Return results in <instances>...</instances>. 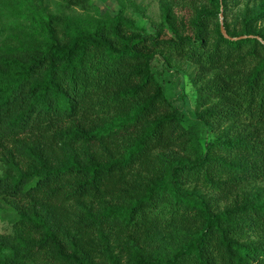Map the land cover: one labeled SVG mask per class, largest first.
<instances>
[{
    "label": "trees",
    "instance_id": "16d2710c",
    "mask_svg": "<svg viewBox=\"0 0 264 264\" xmlns=\"http://www.w3.org/2000/svg\"><path fill=\"white\" fill-rule=\"evenodd\" d=\"M89 1L0 0V208L17 215L0 264H264V0H188L187 23L160 0L155 34L77 14ZM172 60L197 69L189 124Z\"/></svg>",
    "mask_w": 264,
    "mask_h": 264
},
{
    "label": "rangeland",
    "instance_id": "374dc122",
    "mask_svg": "<svg viewBox=\"0 0 264 264\" xmlns=\"http://www.w3.org/2000/svg\"><path fill=\"white\" fill-rule=\"evenodd\" d=\"M89 4L90 7L86 12L78 8L77 14L96 18L107 11L122 12L124 16L134 20L138 27L144 28L148 34H155L162 26L160 0H90ZM197 7L200 5H194L188 0H176L173 4L177 19L186 23L196 17ZM165 30L168 36H163V40L174 38L168 26H165ZM186 33L190 34L189 31ZM160 67L161 82L168 99L190 118L187 124L191 123L197 99V90L193 84L197 69L187 62L179 60H172L170 65H166L162 61ZM226 205H228L227 202H222L220 208L223 209ZM16 216L11 207L3 205L0 208V233H11Z\"/></svg>",
    "mask_w": 264,
    "mask_h": 264
},
{
    "label": "water",
    "instance_id": "95a60500",
    "mask_svg": "<svg viewBox=\"0 0 264 264\" xmlns=\"http://www.w3.org/2000/svg\"><path fill=\"white\" fill-rule=\"evenodd\" d=\"M222 18H223V16L221 15V19H222ZM221 30H222V33H223L226 37H228V36L226 35V31H225L223 25L221 26Z\"/></svg>",
    "mask_w": 264,
    "mask_h": 264
}]
</instances>
